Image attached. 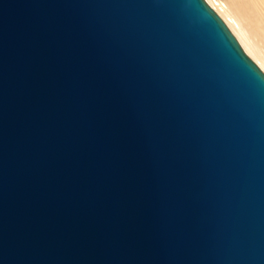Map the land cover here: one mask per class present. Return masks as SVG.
<instances>
[{
	"label": "water",
	"instance_id": "obj_1",
	"mask_svg": "<svg viewBox=\"0 0 264 264\" xmlns=\"http://www.w3.org/2000/svg\"><path fill=\"white\" fill-rule=\"evenodd\" d=\"M0 264H264V70L207 0H0Z\"/></svg>",
	"mask_w": 264,
	"mask_h": 264
},
{
	"label": "bare ground",
	"instance_id": "obj_2",
	"mask_svg": "<svg viewBox=\"0 0 264 264\" xmlns=\"http://www.w3.org/2000/svg\"><path fill=\"white\" fill-rule=\"evenodd\" d=\"M264 70V0H207Z\"/></svg>",
	"mask_w": 264,
	"mask_h": 264
}]
</instances>
